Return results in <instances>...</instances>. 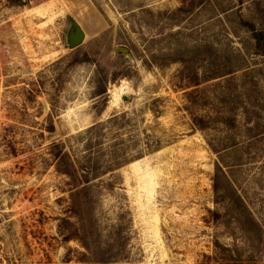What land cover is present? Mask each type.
I'll return each mask as SVG.
<instances>
[{
  "label": "rangeland",
  "instance_id": "obj_1",
  "mask_svg": "<svg viewBox=\"0 0 264 264\" xmlns=\"http://www.w3.org/2000/svg\"><path fill=\"white\" fill-rule=\"evenodd\" d=\"M255 32L264 0H0V264H264Z\"/></svg>",
  "mask_w": 264,
  "mask_h": 264
},
{
  "label": "water",
  "instance_id": "obj_2",
  "mask_svg": "<svg viewBox=\"0 0 264 264\" xmlns=\"http://www.w3.org/2000/svg\"><path fill=\"white\" fill-rule=\"evenodd\" d=\"M76 34L71 37V40H70V46L71 48H76L78 47L79 45H81L83 43V41L85 40L86 38V34L85 32L83 31V29H81L79 26H76ZM123 52H127L126 49H122Z\"/></svg>",
  "mask_w": 264,
  "mask_h": 264
},
{
  "label": "trees",
  "instance_id": "obj_3",
  "mask_svg": "<svg viewBox=\"0 0 264 264\" xmlns=\"http://www.w3.org/2000/svg\"><path fill=\"white\" fill-rule=\"evenodd\" d=\"M253 37L256 41L257 49H259V51H263L264 50V32H255ZM72 169H73V173H75V168L72 167ZM67 173L69 174V172ZM73 173H70V175L73 176L74 175Z\"/></svg>",
  "mask_w": 264,
  "mask_h": 264
}]
</instances>
